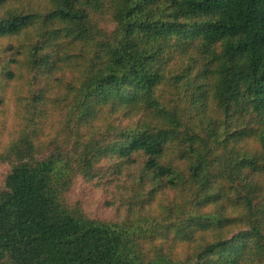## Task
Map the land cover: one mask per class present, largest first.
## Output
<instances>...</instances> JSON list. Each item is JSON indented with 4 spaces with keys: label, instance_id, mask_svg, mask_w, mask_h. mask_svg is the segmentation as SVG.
Here are the masks:
<instances>
[{
    "label": "trees",
    "instance_id": "obj_1",
    "mask_svg": "<svg viewBox=\"0 0 264 264\" xmlns=\"http://www.w3.org/2000/svg\"><path fill=\"white\" fill-rule=\"evenodd\" d=\"M19 1L0 264H264V0Z\"/></svg>",
    "mask_w": 264,
    "mask_h": 264
},
{
    "label": "rangeland",
    "instance_id": "obj_2",
    "mask_svg": "<svg viewBox=\"0 0 264 264\" xmlns=\"http://www.w3.org/2000/svg\"><path fill=\"white\" fill-rule=\"evenodd\" d=\"M17 6H24V9L27 7H30V8H33L34 10H40V11H43L44 8L46 7L44 4V1L42 0H23V1H19L18 3H16L15 7ZM24 39L25 37L21 35L20 37H18L17 40L2 41L0 42V50L9 44L15 47H18L19 45H24L26 43ZM20 74H21V77L17 76L15 81H13L11 85L8 87L6 93L3 94L4 103L2 105L3 109L1 110L3 111L4 117L2 118L3 124L0 122V148H3L4 146H6V144L13 138L10 136V134L14 130L13 116L16 111L15 103L18 100V98H21L22 95L25 94L28 88L29 76L25 74V70L24 71L21 70ZM164 97L169 99L168 94H165ZM1 117L2 116H0V120H1ZM54 130H56V126ZM49 132H52V134L55 133L53 129H49ZM2 172H3V168L0 165V176ZM78 188L80 189L81 185H79ZM86 195L90 197L93 196L95 200H98L100 198L101 193L100 192L93 193L92 191L88 190V193ZM96 208L97 206L94 205L93 209H96Z\"/></svg>",
    "mask_w": 264,
    "mask_h": 264
}]
</instances>
